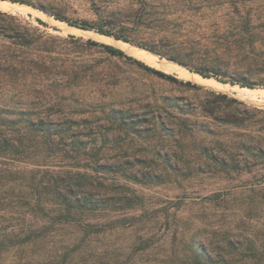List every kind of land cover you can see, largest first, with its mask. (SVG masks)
I'll return each instance as SVG.
<instances>
[{"label": "rangeland", "instance_id": "rangeland-1", "mask_svg": "<svg viewBox=\"0 0 264 264\" xmlns=\"http://www.w3.org/2000/svg\"><path fill=\"white\" fill-rule=\"evenodd\" d=\"M6 1L10 4H6L7 8L0 6V10L20 16L41 31L61 38L74 35L84 41L92 39L120 48L118 41H122L93 30L75 28L67 21L56 19L54 14L122 32L138 40L165 42L166 36L173 33L176 41H186L187 47L251 51L229 53L222 59L245 68L242 70L248 72L246 76L255 80L253 88L214 77L210 78L229 86L209 87L165 71L124 50L145 64L197 86L158 77L134 63L113 59L109 67L107 60L101 64L98 75L73 80L54 90L43 87L41 93L31 92L25 97L33 103L31 106L38 107L40 116L59 122L63 128H71L75 139L85 146L80 150L82 154H77L78 161L95 164L100 160L104 164L106 170L92 171L102 183L103 193L116 196L121 193L133 198L124 209L125 227L108 231L100 240L103 245L118 246L123 256L138 259L141 251L130 244L141 235L147 237L145 232L149 230L155 233V243L164 244L156 247L149 258H183L186 238L205 223L220 220L224 206L227 215L230 214L228 221L238 210H242L240 214L247 212L249 192L230 187L249 180L253 174L235 171L226 174L219 170L214 157L222 155L224 141L229 144L230 152L234 149L228 140L237 141L250 133L264 136V124L226 126L216 113L228 110L227 103L233 108H243L231 101L233 98L243 102L250 111H264V0ZM241 34L243 40H239ZM87 47L64 43L59 49L84 62L105 57ZM111 71L116 77L108 81L105 73ZM241 89L255 90L257 97L241 96ZM116 116H125L129 122L148 121L136 124L135 128L141 130L137 134L128 125L120 126L121 118ZM258 116L264 114L258 113ZM1 161L2 167H27L18 159ZM253 170L258 173L257 177L264 176V164L255 165ZM218 194L226 197V204L215 205Z\"/></svg>", "mask_w": 264, "mask_h": 264}, {"label": "trees", "instance_id": "trees-1", "mask_svg": "<svg viewBox=\"0 0 264 264\" xmlns=\"http://www.w3.org/2000/svg\"><path fill=\"white\" fill-rule=\"evenodd\" d=\"M54 16L70 25L136 44L204 77L255 86V80L243 72L245 68L222 59L229 53L251 51L187 47L186 41H176L173 33L165 42L138 40L122 32ZM68 38L47 34L24 18L0 10V164H4L1 160L18 159L28 167L0 165V264H264V176L259 178L253 172L255 165L264 164V136L255 133L228 140L234 149L230 152L224 141L222 155L214 157L219 170L226 174H253L230 187L249 192L250 205L245 214L238 210L228 221L230 214L224 206L220 220L205 223L186 238V254L176 260L149 258L156 247L164 245L155 243V233L149 230L145 232L147 237L141 235L130 244L141 251L138 259L123 256L118 246L101 243L108 231L125 227L124 209L133 198L103 193L102 183L92 171L106 170L104 164L100 160L95 164L78 161L77 154H82L85 146L75 139L71 128L40 116L38 107L31 106L33 103L25 97L31 92L41 93L43 87L54 90L73 80L98 75L101 64L107 60L109 67L113 59L129 61L158 77L197 85L145 64L114 44L84 41L74 35ZM243 39L241 34L239 40ZM64 43L90 46L87 50L105 57L91 62L73 59L69 52L59 49ZM105 76L112 81L116 74L111 71ZM231 101L243 108H233L229 103L226 111L218 108L222 114L216 113V117L221 123L235 127L264 124V116H258L264 111H250L243 102L235 98ZM120 118V126L128 125L137 134L141 130L135 128L136 124L148 121L129 122L125 116H116ZM214 200L215 205L227 202L221 194Z\"/></svg>", "mask_w": 264, "mask_h": 264}, {"label": "bare ground", "instance_id": "bare-ground-1", "mask_svg": "<svg viewBox=\"0 0 264 264\" xmlns=\"http://www.w3.org/2000/svg\"><path fill=\"white\" fill-rule=\"evenodd\" d=\"M6 4H10V3L7 1H0V6L6 7L7 6ZM118 42L121 45V48L123 50H125L126 52H128L129 54L134 55V56H136L142 60H145L148 63H150L156 67H159L165 71L175 72L182 77L189 78L191 80H194V81L199 82L201 84L207 85L209 87L211 86V87H215V88H220V87L229 86L227 84L221 83V82L216 81V80L211 79V78H207V77L203 78L201 75H199L197 73L190 72L189 70L184 69L185 67L183 68L182 66H180L176 63L161 59L160 57H158V55H155V54H153L147 50L132 46V45L128 44V42H126V43L124 41L123 42L118 41ZM239 95L249 97V98H256L257 97V93H255V90H251V89H248V91H247V89H241V91L239 92Z\"/></svg>", "mask_w": 264, "mask_h": 264}, {"label": "water", "instance_id": "water-1", "mask_svg": "<svg viewBox=\"0 0 264 264\" xmlns=\"http://www.w3.org/2000/svg\"><path fill=\"white\" fill-rule=\"evenodd\" d=\"M2 1H6V0H2ZM12 3H14V1H12ZM70 25V24H69ZM70 26H73V25H70ZM73 27H75V28H78V29H82V30H89V29H84V28H80V27H76V26H73ZM95 32V31H94ZM96 33H98V32H96ZM98 34H101V35H104V36H107V37H111V36H109V35H105V34H102V33H98ZM114 40H120V39H117V38H115V37H112ZM123 41V40H122ZM124 42H126V41H124ZM140 48H142V47H140ZM147 50V49H146ZM151 52V51H150ZM155 54V53H154ZM157 55V54H156ZM159 56V55H158ZM161 59H162V57H160ZM189 70V69H188ZM190 71V70H189ZM190 72H192V71H190ZM202 76V75H201ZM203 78H206V77H204V76H202Z\"/></svg>", "mask_w": 264, "mask_h": 264}]
</instances>
